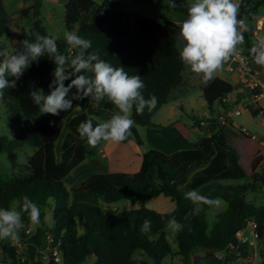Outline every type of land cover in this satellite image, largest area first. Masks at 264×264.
Instances as JSON below:
<instances>
[{
  "label": "trees",
  "instance_id": "trees-1",
  "mask_svg": "<svg viewBox=\"0 0 264 264\" xmlns=\"http://www.w3.org/2000/svg\"><path fill=\"white\" fill-rule=\"evenodd\" d=\"M63 1L66 26L69 30L77 26V34L92 41L88 51L98 53L101 59L115 67L123 66L129 75L139 74L145 83V98L151 95L158 98L157 106L151 112L147 108L143 114L133 110L135 125L131 133L137 144L143 145L144 140L136 125L149 124L152 114L169 101L172 90L183 80L184 64L179 56V48L175 44L168 45L160 35L129 29L123 21L124 9L119 0ZM136 1H149L161 8L177 10L187 17V0H174L175 8L169 7L170 0ZM261 4H264V0L246 2L240 10L241 15L247 14L251 19ZM30 10L31 7H26L21 14L26 16ZM35 15L29 25L21 27L12 44V52L21 46L20 41L27 38L28 31L41 35L49 32L39 13ZM166 24L175 25L169 20H166ZM10 26V18L0 15V47L7 46L1 37L9 33ZM249 27L250 31L244 33V51L252 57L250 48L254 34L252 27ZM58 45L60 52L69 57L77 52L62 37ZM66 68L70 70V65H66ZM54 69V62L47 56L42 57L39 63L33 62L17 82L16 88L5 90V104L14 112L12 128L16 135L12 138L0 135V152H6L16 168L22 165L17 160V149L30 145L36 150L29 156L28 163L12 175L0 174V207L6 208L13 198L24 195L43 207L52 201L53 225L43 222L33 234L23 232L21 240L15 243L0 240V261L1 256L6 255L16 263L43 264L41 257L44 253L41 251H44L49 253L46 264H58L53 253L56 250L62 264H82L87 257H95L92 264H138L134 254L142 251L152 261L143 260L142 264H163L165 257L174 253L166 235V222L173 216L187 225L173 239L178 247L176 252L184 257L187 264H191L190 252L204 246L226 252L227 261L237 256V250L245 251L247 247L237 243L236 232L251 219L258 224L259 238L264 236V176H249L247 166L241 160L240 146L233 140L234 136L248 135L232 124L221 125L218 116L223 111L221 107L219 110L215 108V104L219 103L223 104L222 108H228L224 98L234 90L230 81L217 76L202 87L203 97L211 110L215 111V117H209L206 125L209 130V123L216 122L213 132L200 137L192 147L170 153L149 148L143 152L136 171L109 172L102 186L94 188L85 185V189L109 200L127 198L141 204L136 209L106 212L96 204L72 199V191L64 180L87 158L97 156L102 146V141L95 147L89 146L80 137L79 125L88 119H92L95 125L100 122L97 116L109 119L117 109L107 98L96 103L89 97L74 101L73 108L61 112L59 116L42 115L30 91L35 84L37 89L49 94ZM258 90L250 89L249 92ZM7 92L15 99L16 108L7 102ZM176 129L186 138L191 133L181 123L176 124ZM195 189L205 195L211 194L212 198L227 201V208L217 215L210 228L208 206H204V211L199 215H189L195 206L185 198V194ZM250 190L261 191L262 200H249L247 193ZM160 194L169 196L175 202L172 211L160 212L145 206L147 200ZM78 218L84 219L82 233L78 232ZM23 219L25 226L30 224L26 213ZM146 219L151 221L148 233L141 231ZM231 244L238 246L232 249ZM19 245H22V252ZM20 255L25 258H20ZM261 264H264V259Z\"/></svg>",
  "mask_w": 264,
  "mask_h": 264
},
{
  "label": "rangeland",
  "instance_id": "rangeland-1",
  "mask_svg": "<svg viewBox=\"0 0 264 264\" xmlns=\"http://www.w3.org/2000/svg\"><path fill=\"white\" fill-rule=\"evenodd\" d=\"M97 1L101 2L102 0ZM253 1L242 0L241 9L246 2L252 3ZM119 2L120 6L124 9L123 21L129 29L134 31H147L160 35L166 39L168 45L175 44L178 47L177 35L180 31L179 26L181 22L186 18L185 14L174 9L161 8L149 1L119 0ZM187 3L189 5L191 0H187ZM26 7H31V10L25 16L21 14V10ZM36 13H39L43 24L49 31L62 38H64L63 34L65 31H74L77 33V26L71 30L66 26L63 0H0V15L8 16L11 21L9 33L1 37L6 43V49L9 52H12V44L16 41L21 27L29 25L31 20H34ZM245 17H247L248 25L253 29V34L254 31H257V35L254 34V39H258L257 36L259 38L264 37V4H261L257 8L256 12L251 16V19H248L247 14L241 15L240 18ZM166 20L174 22L175 25L166 24ZM238 47L243 51L246 49L245 43ZM227 63L224 65L223 70L215 74L214 78L219 76L229 80L235 87L234 93H240L243 91L242 88H244L242 98H245L242 100L235 94L233 96L235 100L232 97V103L227 102L228 108L229 104H232L231 106L233 107H242L245 109L241 115L229 119V123L234 122L238 127H243L251 134L256 135V138H251L249 135L245 136L241 134L234 136L233 140L240 146L242 152L241 160L247 166L249 176L252 178L255 175L264 176V97L255 100L253 93L249 92L250 89L240 81L237 71H229L227 69ZM208 81L210 80L203 78V74H195L190 68L184 66L183 80L172 90L169 101L162 104L152 114L149 124L136 125L140 136L144 140V144H137L132 133L125 142L102 141L98 155L87 158L74 168L64 180L66 186L72 191L71 198L96 204L106 212H118L139 208L141 204L138 202H133L127 198L117 201L109 200L105 196L91 192L84 187L86 184L94 188L102 186L109 172L136 171L140 167L137 157L144 149L157 148L165 153H170L180 148L192 147L200 137L206 136L210 132L206 126L208 124V118L215 117V111L211 110L202 92V87ZM6 97L7 102L16 108L17 103L9 92H7ZM247 104L249 108H246ZM222 105V103L215 104V108L217 109V106H220L224 112L226 109L222 108ZM13 113L11 108L5 104L3 96L0 99V135H7L10 138L16 135L12 128ZM255 113L258 115H255ZM97 118L100 122L107 120L104 116H97ZM198 121H203V123ZM178 123L188 127L191 131L187 138L176 129V124ZM236 129L239 130L238 128ZM35 150L36 148L30 145L17 149L18 162L22 165L27 164L29 156ZM20 167L14 168L7 153L0 152V174L12 175ZM247 198L249 200L261 201L262 192L250 190L247 193ZM220 199L222 200V204L218 208L213 207L208 210L207 219L209 228L212 227L217 215L227 208V201L222 198ZM145 206L160 212H168L172 211L176 204L169 196L160 194L147 200ZM39 207L41 209V222L39 225L43 222L52 223L53 225V202L51 201L46 207ZM77 221L78 232H84V219L78 218ZM37 226L31 223L25 226L20 231L19 240H21L23 232L29 235L33 234ZM175 234L166 229V235L174 253L165 257L163 264H187L184 257L176 252L178 247L173 241ZM2 242L10 244L16 241L2 240ZM18 248L22 252V245H19ZM41 253H44V256L41 257L42 262L46 264L49 261V253L44 251H41ZM219 253L226 257L224 264H261L264 259V236L255 239L254 246L245 248V251L242 250L240 254L242 258H239V260L227 261V253L224 251H219ZM19 257L22 259L25 258L22 255ZM134 257L137 259L138 264H142L143 260L152 263L151 259L142 251L135 252ZM91 261L92 257H87L82 264H90ZM0 264L22 263H16L10 257L2 255Z\"/></svg>",
  "mask_w": 264,
  "mask_h": 264
},
{
  "label": "clouds",
  "instance_id": "clouds-1",
  "mask_svg": "<svg viewBox=\"0 0 264 264\" xmlns=\"http://www.w3.org/2000/svg\"><path fill=\"white\" fill-rule=\"evenodd\" d=\"M241 4L242 0H191L177 35L179 56L185 67L195 74H203L205 80H211L227 62L240 58L238 46L245 43L244 33L250 31L247 17L240 18ZM169 7H177L174 0H170ZM26 37L13 52L0 47V99L6 89L18 86L17 82L33 62L39 63L40 58L47 56L55 64L54 79L49 85L51 91L45 94L35 84L30 91L42 115L59 116L73 108L74 101L89 97L96 103L107 98L117 109L103 122L94 125L93 120L88 119L79 125L80 137L89 146L95 147L101 141L118 143L126 140L135 125L133 110L143 114L146 108L149 112L156 108L158 98L155 95L145 98L143 94L142 77L129 75L123 66L115 67L101 59L98 53L89 52L91 40L74 31H65L63 37L67 45L77 49L76 54L69 57L60 52V36L51 31L46 35L28 31ZM250 53L255 64L264 69V37L252 41ZM66 65H70V70ZM66 81L70 83L66 85ZM185 198L195 206L189 215H199L204 206L218 208L222 204L219 197L212 198L211 194H202L198 189L187 192ZM25 213L32 225L40 224L41 209L27 195L13 199L6 208L0 207V240H19L20 231L25 227ZM185 227L187 225L174 216L166 222V229L172 233ZM150 229L151 221L146 219L141 231L148 233Z\"/></svg>",
  "mask_w": 264,
  "mask_h": 264
},
{
  "label": "built area",
  "instance_id": "built-area-1",
  "mask_svg": "<svg viewBox=\"0 0 264 264\" xmlns=\"http://www.w3.org/2000/svg\"><path fill=\"white\" fill-rule=\"evenodd\" d=\"M254 34L257 35V31H254ZM257 38L259 39L258 36ZM252 61V57H250L245 51L241 49L240 58L230 60L227 63V69L229 71H237L240 81L243 83V85L250 89H259L257 92L253 93L255 100H258L259 98L264 97V69H255L252 65ZM224 101L226 102L228 99L225 97ZM248 104L246 105V108H249ZM231 105L232 104H229V108H227L223 113H220L218 116L219 123L223 126L232 124L238 127V125H236L234 122L230 124L229 119L233 118L234 116L241 115L245 109L242 107H233ZM239 128H241L251 138H256L255 134H251L249 131L245 130V128L240 126ZM257 228V222L253 219L249 220L244 227L236 232L237 243L248 248L254 246V240L259 239ZM237 246L238 245L231 244L232 249L236 248ZM241 252L242 250H237V256L230 261L234 259L239 260V258H242L240 257ZM53 253L56 255L58 264H62L58 252L54 250Z\"/></svg>",
  "mask_w": 264,
  "mask_h": 264
},
{
  "label": "water",
  "instance_id": "water-1",
  "mask_svg": "<svg viewBox=\"0 0 264 264\" xmlns=\"http://www.w3.org/2000/svg\"><path fill=\"white\" fill-rule=\"evenodd\" d=\"M252 65L255 69L260 70V66L256 65L254 61H252ZM216 126V122L209 123V131L213 132ZM190 257L191 264H224L226 259L218 250L209 246L193 249L190 252Z\"/></svg>",
  "mask_w": 264,
  "mask_h": 264
},
{
  "label": "crops",
  "instance_id": "crops-1",
  "mask_svg": "<svg viewBox=\"0 0 264 264\" xmlns=\"http://www.w3.org/2000/svg\"><path fill=\"white\" fill-rule=\"evenodd\" d=\"M127 25V24H126ZM225 79V78H224ZM227 80V79H226ZM229 81V80H228ZM235 88V87H234ZM243 89V91L242 92H237V93H234V90L231 92V93H229L227 96H226V98L228 99V101H226V102H231V100H232V97L236 94L237 96H238V98H241V99H243L242 98V95L244 94V88H242ZM241 89V90H242ZM233 100H235L234 99V97H233ZM232 103V102H231ZM218 108V110H219V108H220V106H217ZM256 115H258V114H256ZM201 123H203V121H201ZM235 126V125H234ZM237 127V126H236ZM145 150H147V149H144L143 150V152L145 151ZM143 152L141 153V154H139V156L137 157L138 158V165H139V163L141 164V161H142V154H143ZM138 167V166H137ZM137 169V168H136ZM77 200V199H76ZM95 260V257H92V261L90 262V264L93 262Z\"/></svg>",
  "mask_w": 264,
  "mask_h": 264
}]
</instances>
